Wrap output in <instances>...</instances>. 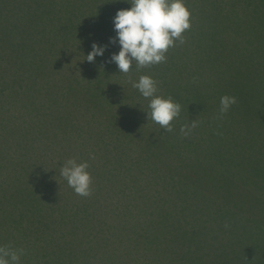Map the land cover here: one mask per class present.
<instances>
[{
    "label": "trees",
    "instance_id": "16d2710c",
    "mask_svg": "<svg viewBox=\"0 0 264 264\" xmlns=\"http://www.w3.org/2000/svg\"><path fill=\"white\" fill-rule=\"evenodd\" d=\"M186 4L185 42L128 73L111 61L127 0H64L63 17L47 6L70 39L0 55V246L23 249L19 264H264V195L224 158L264 150V0ZM91 31L107 48L90 64L101 85L57 86ZM141 75L181 104L172 132L148 118ZM226 94L237 102L221 115ZM68 159L89 163L90 196L60 174Z\"/></svg>",
    "mask_w": 264,
    "mask_h": 264
},
{
    "label": "clouds",
    "instance_id": "9594fccd",
    "mask_svg": "<svg viewBox=\"0 0 264 264\" xmlns=\"http://www.w3.org/2000/svg\"><path fill=\"white\" fill-rule=\"evenodd\" d=\"M131 7L119 9L113 18L116 36L111 38L112 43H118L120 50L113 53L114 62L120 73H128L133 65L145 68L165 62L166 53L174 47L178 40L185 42L182 33L191 27V11L186 0H127ZM106 46L93 44L87 60L92 62L97 56H103ZM142 97L149 100L148 118L160 125L167 132L173 131L171 123L179 117L182 106L171 96L158 94L156 80L151 75H141L132 83ZM237 98L224 95L220 98V114L229 111L236 104ZM195 127V123L191 125ZM189 125H183L181 132L187 136ZM94 159V155L90 157ZM87 161L78 163L75 159H68L63 163L60 174L68 185L80 196H90L92 193V177L88 171ZM23 249L12 246H0V264H19Z\"/></svg>",
    "mask_w": 264,
    "mask_h": 264
},
{
    "label": "rangeland",
    "instance_id": "374dc122",
    "mask_svg": "<svg viewBox=\"0 0 264 264\" xmlns=\"http://www.w3.org/2000/svg\"><path fill=\"white\" fill-rule=\"evenodd\" d=\"M63 4L64 0H0V55L5 53L14 54L16 50L21 51L22 49L30 51L32 46L29 45V39H32L34 42H38V40L45 42V39L50 40V37H55L54 41L57 45H63L65 40L70 39L71 33L63 31V26L57 30L56 25L53 23L55 14L60 17L64 16L65 12L61 10ZM50 5H54L52 11H56L55 14L48 13L47 6ZM37 7L38 11L35 12ZM77 22L79 23V21ZM79 40L75 41L76 46L73 45L75 54L72 59V64L75 66L70 71H62L63 77L61 83L58 84V79L55 80V83L58 84L57 86H62L65 83L69 84L77 80L93 87H96V84L101 85L100 81H95L97 83H93V74H95V70L94 66L92 67L90 65L93 61L89 62L86 60V67L84 66L82 68H80L76 62V59L78 60L79 55L82 54L85 49L88 50V54L92 51L94 44L93 32L86 37V41L83 42V47L81 49L78 47ZM81 73L86 75H81ZM69 76L70 78H67ZM93 87L91 88L94 89ZM97 117L98 116H93L95 119ZM90 135H92V133ZM245 135L246 134H241L239 139L241 141L245 140ZM252 137L255 136L253 135ZM215 138L218 139L217 137ZM259 139L263 140L261 135H259ZM229 140L230 137L226 136V141ZM254 148L250 149V152L254 154L253 156L248 157L246 152L237 150L236 152H228L224 158L228 160L226 163L227 168L229 164L235 162L236 165H232L236 170H232L231 172L239 179L248 182V176H255L254 181L257 182H255L253 186H255L254 188L256 191H253L257 194L264 195V183L261 182V180H264V150L262 153L259 149ZM93 164L97 165V159H93ZM192 209L193 208L190 210ZM190 210L188 209V211Z\"/></svg>",
    "mask_w": 264,
    "mask_h": 264
}]
</instances>
